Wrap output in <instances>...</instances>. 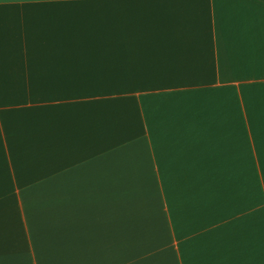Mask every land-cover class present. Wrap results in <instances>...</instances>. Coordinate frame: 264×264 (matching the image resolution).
<instances>
[{
    "label": "crops",
    "instance_id": "1",
    "mask_svg": "<svg viewBox=\"0 0 264 264\" xmlns=\"http://www.w3.org/2000/svg\"><path fill=\"white\" fill-rule=\"evenodd\" d=\"M0 264H264V0H0Z\"/></svg>",
    "mask_w": 264,
    "mask_h": 264
}]
</instances>
